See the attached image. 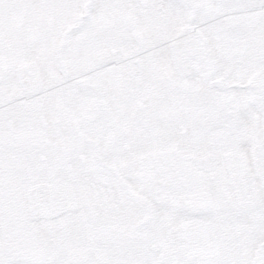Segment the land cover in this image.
Segmentation results:
<instances>
[{"label":"snow or ice","instance_id":"6c2138e0","mask_svg":"<svg viewBox=\"0 0 264 264\" xmlns=\"http://www.w3.org/2000/svg\"><path fill=\"white\" fill-rule=\"evenodd\" d=\"M0 264H264V0H0Z\"/></svg>","mask_w":264,"mask_h":264}]
</instances>
